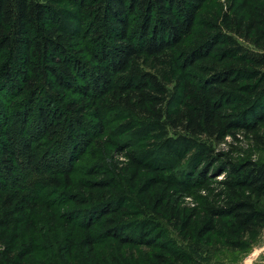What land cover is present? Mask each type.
Here are the masks:
<instances>
[{
  "label": "trees",
  "instance_id": "obj_1",
  "mask_svg": "<svg viewBox=\"0 0 264 264\" xmlns=\"http://www.w3.org/2000/svg\"><path fill=\"white\" fill-rule=\"evenodd\" d=\"M211 2L0 0V264H102L98 241L103 264H201L262 234L264 0Z\"/></svg>",
  "mask_w": 264,
  "mask_h": 264
},
{
  "label": "rangeland",
  "instance_id": "obj_2",
  "mask_svg": "<svg viewBox=\"0 0 264 264\" xmlns=\"http://www.w3.org/2000/svg\"><path fill=\"white\" fill-rule=\"evenodd\" d=\"M227 7L226 0H212L211 2V8L214 9L216 8V11L219 9L224 10ZM16 129H18L19 126H15ZM239 135L238 140L239 143L236 141H233L230 138H226L223 143H221L217 149L221 152H226L228 150H234L235 148H238L239 150L246 151L248 148L251 147V142L248 140V137L245 136L243 133H238ZM46 145L44 141L40 144L37 145V148L40 151V158L45 159V160H51L52 156H50L46 150ZM242 156V155H238ZM259 154H255L252 156L254 160L258 159ZM55 157L60 160L62 158L61 154L55 155ZM264 160V154L260 153V156ZM120 160H123V158H120ZM76 167V173L75 177L80 178L82 180L86 179L85 177V170L84 168H81L82 165L80 166L77 165ZM35 176V175H33ZM222 178L221 176H218L215 178L214 181L219 182ZM212 187L216 190H219V186L213 184ZM202 195H205V192L201 193ZM43 197L44 200L48 203H50L54 209L56 210L57 214L60 215V222H66L68 218H66L65 213L71 211L72 209H75L76 207L69 201L68 195L62 194V189L61 190H55L52 188H47L43 190ZM186 206L187 208H193L196 206V201H194L192 198H184L182 206ZM81 219H76L75 222L80 221ZM169 227V226H168ZM170 228V227H169ZM171 229V228H170ZM168 230L169 233L172 235L176 245L180 247L182 250L185 249V243L180 241V238L176 236V233L173 232V230ZM199 245L197 248H200V250H204L205 247H208V245H204V243H198ZM96 248L98 250V256L102 258L101 262L107 263L110 261L109 256H108V250H110L112 247L106 245V241H98ZM3 249L2 244L0 243V251ZM210 250H205L200 253L199 256H201L202 261L201 264H264V231L262 234L251 240L249 243L248 247L244 248L243 250L240 251H230L226 249H222L218 246H213V247H208ZM148 250V249H147ZM146 248H140L138 251H135V253H131L128 255V258L134 262V259L132 257V254H134L135 257L139 255V253H145L149 252L150 250L147 251ZM192 254V253H191ZM147 254H144L145 256ZM193 255V254H192ZM36 258L41 260L42 258L36 254ZM194 256V255H193ZM84 259L81 253L75 255V261L72 262L71 264H84Z\"/></svg>",
  "mask_w": 264,
  "mask_h": 264
}]
</instances>
